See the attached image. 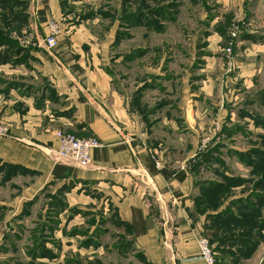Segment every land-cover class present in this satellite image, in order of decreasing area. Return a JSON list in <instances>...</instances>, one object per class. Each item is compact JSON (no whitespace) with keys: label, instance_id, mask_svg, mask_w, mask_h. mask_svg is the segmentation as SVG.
<instances>
[{"label":"rangeland","instance_id":"obj_1","mask_svg":"<svg viewBox=\"0 0 264 264\" xmlns=\"http://www.w3.org/2000/svg\"><path fill=\"white\" fill-rule=\"evenodd\" d=\"M61 6L64 15L55 16L63 27L60 39L67 37L68 23L82 19L99 41L114 38L105 57L109 70L130 92L139 125L147 132L148 125L154 139L167 140L161 142L165 154H191L189 172L219 165V182L200 180L195 201L205 204L196 206L199 212L208 202L220 204L226 192L219 190L240 188L243 196L230 201L238 215L224 221L247 240L242 260L264 264V0H61ZM43 9L51 18L46 0H0L1 89L4 58L31 70L34 48L47 49ZM157 72L161 76L135 90ZM0 125L10 128L2 118ZM227 156L237 159L228 161L230 167ZM36 175L0 158V264H143L115 210L71 207L66 187L52 185L22 202L19 196ZM207 182L211 189L221 186L206 191ZM215 227L218 232L217 222ZM203 237L216 264H224L212 238Z\"/></svg>","mask_w":264,"mask_h":264},{"label":"crops","instance_id":"obj_2","mask_svg":"<svg viewBox=\"0 0 264 264\" xmlns=\"http://www.w3.org/2000/svg\"><path fill=\"white\" fill-rule=\"evenodd\" d=\"M46 4L54 17L47 18L45 13V35L48 20L64 15L61 0H46ZM68 24L67 37L60 36L55 49L34 48L33 69L24 63L12 65L8 58L4 61L6 82L4 90L0 88V118L10 126L11 135H0V158L6 164L38 171L19 199L30 200L52 185L55 190L66 187L71 207L96 204L105 211L115 210L143 264H207L200 256L199 240L204 235L212 238L222 263L233 264L238 259V264H247L248 259L242 260L247 255V240L239 231L227 229L224 221L238 215L230 201L243 196L240 188L219 190L216 188L221 185H217L211 189V182L220 181L219 165H203L189 172L185 161L191 154L185 158L165 154L161 142L167 140L154 139L148 125V132L139 125L128 104L130 92L116 83L109 70L105 57L114 38L99 41L98 32L88 28L83 19ZM155 75L160 74L142 78L135 90L145 87ZM39 95L42 98L37 99ZM58 128L93 135L104 143L93 150L89 167L58 158ZM175 143L179 148L183 145L178 140ZM234 157L223 160L230 167L229 162L237 161ZM57 164L74 171L59 167L54 172ZM236 165L241 167L239 162ZM200 180L211 181L204 186L206 191L226 192L218 206L210 207L208 202V207L201 206V213L196 206L205 202L195 201L200 184L204 185Z\"/></svg>","mask_w":264,"mask_h":264},{"label":"built area","instance_id":"obj_3","mask_svg":"<svg viewBox=\"0 0 264 264\" xmlns=\"http://www.w3.org/2000/svg\"><path fill=\"white\" fill-rule=\"evenodd\" d=\"M63 32L62 24L56 19L47 22V33L44 42L48 49H55L59 43V37ZM0 135H11L7 126L0 125ZM57 141L56 153L58 158L78 167H88L93 163V150L104 147V143L96 136H79L75 133L57 130L55 133ZM157 166L160 161L155 160ZM200 256L207 264H216L214 254L208 238H201Z\"/></svg>","mask_w":264,"mask_h":264},{"label":"trees","instance_id":"obj_4","mask_svg":"<svg viewBox=\"0 0 264 264\" xmlns=\"http://www.w3.org/2000/svg\"><path fill=\"white\" fill-rule=\"evenodd\" d=\"M41 12V17H42V19L43 20H45V18H46V15H45V10L43 9V10H41L40 11ZM1 44V43H0ZM0 46H3V44H1ZM3 59V58H2ZM7 58H4V60H6ZM59 167H61V168H66L67 170H69V171H74V169L72 168V167H67L66 165H59V164H57L56 166H55V168H54V172L55 171H57V169L59 168Z\"/></svg>","mask_w":264,"mask_h":264}]
</instances>
